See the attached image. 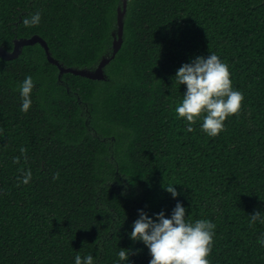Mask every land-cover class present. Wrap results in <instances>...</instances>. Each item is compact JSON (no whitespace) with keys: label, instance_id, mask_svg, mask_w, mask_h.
Wrapping results in <instances>:
<instances>
[{"label":"trees","instance_id":"obj_1","mask_svg":"<svg viewBox=\"0 0 264 264\" xmlns=\"http://www.w3.org/2000/svg\"><path fill=\"white\" fill-rule=\"evenodd\" d=\"M122 0H0V48L43 38L66 67L95 69L112 54ZM39 11L38 26L22 20ZM216 54L244 94L242 114L209 137L175 112L177 70ZM107 79L59 80L41 45L0 58V264H149L130 234L143 211L216 225L211 264H264V0H128L123 45ZM31 76L23 113L19 85ZM27 149V163L13 158ZM31 170L28 185L18 178ZM59 173V179L53 175ZM174 186L173 198L164 187Z\"/></svg>","mask_w":264,"mask_h":264},{"label":"clouds","instance_id":"obj_2","mask_svg":"<svg viewBox=\"0 0 264 264\" xmlns=\"http://www.w3.org/2000/svg\"><path fill=\"white\" fill-rule=\"evenodd\" d=\"M41 22L39 11L22 20L24 27L38 26ZM229 66L222 62L216 54H209L207 58L197 57L189 64L182 65L176 72L175 80L179 85H186L187 91L183 94L182 102L175 107L179 118L187 121V131L192 132V125L198 120L203 121L202 131L209 137H217L226 131L225 122L232 116L242 114V102L245 97L241 91L234 89L230 79ZM35 87L33 78L26 76L19 85L22 98L21 111L27 113L32 105L31 93ZM3 129L0 128V136ZM21 156L13 158L14 164H19L23 157L27 163V149H19ZM22 175L18 178L20 184L28 185L32 179L31 170L20 169ZM59 179V173L53 175V180ZM164 189L176 198L174 186ZM250 217V226L257 221L264 224L262 214L255 213ZM130 239L141 241L148 248L151 255L149 264H211L209 259L215 243L216 225L209 220L198 219L194 223L186 219V209L177 203L170 218L164 212L149 218L145 212L139 211V218L132 226ZM264 247V236L258 239ZM119 260L126 262L129 259V250L120 249ZM75 264H95L94 257L89 254L75 257Z\"/></svg>","mask_w":264,"mask_h":264},{"label":"water","instance_id":"obj_3","mask_svg":"<svg viewBox=\"0 0 264 264\" xmlns=\"http://www.w3.org/2000/svg\"><path fill=\"white\" fill-rule=\"evenodd\" d=\"M128 0H122V6L118 7L117 10V22H116V29L112 32L113 42H112V54L103 56L100 63L97 65L95 69H88V68H75V67H66L60 63L57 59H55L51 53V50L47 44V42L41 38L40 36H33L31 38L26 39H16L14 49L9 52L2 48H0V58L10 61L17 59L24 47L34 46L39 44L44 49L47 60L49 63L57 66L59 70V80L65 74H73L77 76H81L84 78H88L93 81H104L107 79L105 74V68L110 62L115 58L117 53L120 51L123 45V37H124V18L126 15Z\"/></svg>","mask_w":264,"mask_h":264}]
</instances>
